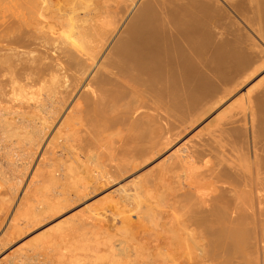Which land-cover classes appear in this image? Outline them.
<instances>
[{
	"label": "bare ground",
	"instance_id": "obj_1",
	"mask_svg": "<svg viewBox=\"0 0 264 264\" xmlns=\"http://www.w3.org/2000/svg\"><path fill=\"white\" fill-rule=\"evenodd\" d=\"M246 4L247 9L244 10L242 2L239 0H141V2L139 0H0V137L3 139L2 141L11 145L10 149L12 146L17 148L20 142H23V146L26 144V150L32 146L36 147L35 144L42 140L45 130L49 128L46 127L47 124L51 125L53 116L59 112V108L66 104L71 94L68 90L81 89V93L69 111L67 110L65 118L78 116V119L81 120V125L80 123L79 125L83 130L97 133L99 137L101 133L124 126L123 128L129 132L124 151L131 159H135L133 165L138 166L142 159L146 160L154 153V122H156L154 119L158 121L159 118L164 119L165 122L166 119H170L171 115L169 116V114L171 113L166 110L168 107L170 110L171 107L177 108L174 111L177 110L176 113H179L178 110H180L184 116L185 110L191 108L189 106H194L201 99H203L201 102H204L205 95L212 92L213 94L210 95L213 96H209L215 98L216 86L214 85L218 82L224 84L230 80L231 84L230 70L234 74L233 68L234 70L242 68L246 72L249 71L247 69L252 68L256 57L253 63L252 55L248 56L252 60L249 64V58L246 56L248 51L244 52L246 55H243L244 53L238 50L239 42L243 37L244 40L247 37L239 33L241 30L246 31L247 29L245 30V26H243L244 29H239L237 26L242 22L249 28L250 22L247 23L246 14L243 16L241 12L248 14L251 12L252 17L255 15L256 22L254 24L257 23L261 26L259 28L256 25V31L251 26V30L260 38V41L264 39L262 38L264 32L261 34V28H264V0H247ZM136 5L137 8L134 9ZM133 9L135 11H132ZM130 12L133 14L128 19ZM238 16L241 17L239 24L236 21ZM248 18L251 17L248 16ZM254 24L252 23V25ZM122 27L123 29L110 46ZM259 50L261 53L264 51ZM258 54L260 55V53H257V58ZM249 65L251 66L248 67ZM255 66L257 65L255 64ZM255 66H253L254 69ZM254 69L253 72H247L248 75H254ZM244 71L241 74L239 72L238 80L242 79L239 81H244L243 76L247 74L243 73ZM225 73L229 74L227 75L229 78L223 75ZM236 75L234 74L235 77ZM221 77H225V79L223 80ZM245 77L248 79V76ZM238 80L236 78L233 82ZM239 81L236 82V85H239ZM223 84L225 89L230 86L228 83ZM218 86L217 89L222 91V86L220 88ZM226 86L228 87L226 88ZM233 90L235 91V89ZM229 91L231 92V89ZM67 93H70L68 97ZM221 93L220 96L224 97ZM223 93L225 92L223 91ZM154 94L161 102H164L163 109L167 105L161 115H159L160 113L154 114L156 108ZM226 94L228 95L229 92L227 91ZM226 94L224 95L226 96ZM255 94L257 95V93ZM52 95L54 98L59 96L55 99L56 106L52 107L50 104L45 108L43 103L47 100L51 101ZM216 96L218 97V95ZM253 97L258 99L255 95ZM260 97L264 102V98H262L264 95H260ZM208 98L205 97V100ZM23 101H30L32 104L34 102L33 106L37 109V113H30L31 118L29 114V118L25 117L27 113L22 108ZM156 101L158 100L156 99ZM213 101L209 102H212L213 105L216 103ZM250 101L248 104L253 103L252 100ZM258 101L261 102L260 98L257 103ZM3 102L9 107H3L2 105H5ZM199 104L203 103H198L196 106ZM212 105H210L211 108ZM159 106L161 107V104ZM250 107L248 106L249 109ZM254 109L253 111L250 109L249 122H246L247 118H244V130L241 128L242 126H236L239 128L236 130L238 134L235 133L236 131L233 132L237 136L234 134L233 137L238 138L239 146L236 143V148L233 146L234 141L233 144L231 143V148L235 147L236 150H233L237 151L236 154L233 153L235 155L232 154L233 150L227 149L229 152L231 151L229 154L234 156L227 153L226 155L231 159L227 160L228 157H224L227 150L222 153L224 152L223 146L222 151L219 148L216 150L217 147H212V142V145L209 146L215 150L200 144L202 152L199 149L193 152L190 150L191 152L188 154L187 151L188 163L193 159L198 160V156H201L200 159L203 160H201L203 163H200L202 165L200 168L203 167L205 170L203 169V173L199 174L203 175L201 179L205 178L209 193L205 208L201 207L203 202L200 204L188 203V207L190 206L189 220L196 224V227L211 240L221 242L220 247L216 246L215 250L221 248V253L226 255L229 260L239 259L241 264H252L255 258L258 260L257 256H252L248 247L251 246V249L254 250L252 244L254 245L256 241L251 240V237L256 236V222L260 221V216L264 215V144H262L264 142L260 141L262 144L260 147L258 144L260 138H264V115H259L262 117L256 115L261 118L258 121L255 113L259 108L255 113ZM260 109L262 111L259 110V112L264 114V107ZM158 110L160 111V109ZM166 111L168 115L165 114ZM238 111L240 112V110ZM154 115L158 119L154 118ZM179 115L175 117L178 119ZM231 118L233 119V117ZM239 120L240 118L237 122ZM256 121L261 124L254 125ZM259 125H262V128ZM257 126L261 128H258L259 131H257ZM221 127L219 126V129ZM166 129L168 130V128ZM216 134L214 136L218 137ZM244 135L247 148L242 149ZM228 136L227 139L230 138ZM99 137H97L98 140ZM210 140L208 141L210 142ZM22 145V149L20 146L18 148L23 151ZM196 146H199L198 143ZM7 148L9 147L7 146ZM191 148L193 149L194 146ZM13 150L15 149L13 148ZM211 150L215 151L214 154L219 150L220 154L214 155ZM29 153L32 152L29 151ZM23 154L21 153V157ZM195 154L198 155L197 158ZM13 155L10 154L15 157ZM26 155L28 159L30 156ZM16 158L7 160L9 159L7 156L6 160L11 162ZM18 160L21 158L19 157L15 161ZM22 162L25 161L22 159ZM16 163H11L13 164L11 167H16ZM5 178L6 181L9 180V177ZM48 179L52 181L54 177ZM49 182L47 183L49 184ZM47 183L43 186L45 187ZM54 183L50 182L48 187ZM1 184L4 183L1 182ZM6 184L9 185L8 183L4 185ZM186 197L185 199L188 200ZM51 207L53 208V206ZM54 209L52 211L55 214ZM138 210L139 207H137ZM252 220L255 221L253 224H255L256 230H253V226H251ZM249 225L252 229L249 228ZM81 237L83 239L84 235L82 234ZM250 240L254 243H250ZM256 254L258 255V252ZM251 258H254L253 261Z\"/></svg>",
	"mask_w": 264,
	"mask_h": 264
},
{
	"label": "rangeland",
	"instance_id": "obj_2",
	"mask_svg": "<svg viewBox=\"0 0 264 264\" xmlns=\"http://www.w3.org/2000/svg\"><path fill=\"white\" fill-rule=\"evenodd\" d=\"M246 1L247 0H239V2H242L244 10L247 9ZM139 2H141V0H139ZM136 8L137 5L134 9ZM134 9L132 11H135ZM241 13L243 16L246 14L247 18L246 16L245 18L247 23L250 22L249 25H251L254 30L257 26L259 28L261 27L257 23L254 24L256 22L254 20L255 15L252 17V15H250L251 12L250 14ZM132 14L133 12H130L128 19ZM248 16L251 18H248ZM240 18V16L236 17L238 24L240 23ZM252 23L254 25H252ZM240 24L241 25L237 26L239 29L245 26V30H247H241L239 34L246 35L247 37L245 40L243 37L242 41L239 42V48H237L241 53H246L248 51V53H246L248 55L245 53L243 55H246L247 58L252 55L251 59H253V63L256 61L254 65L253 63L252 65L255 66L256 64L257 66L255 67L260 70L258 69L256 72L257 69L249 65L248 67L251 66L252 68L250 69L252 70L247 69L249 70L247 72H253L254 69L256 74L248 75V73L241 68L242 71H244L243 73H247L244 76L243 73L241 75V77H244L243 80L245 82L239 81L242 79L238 80L242 72L240 68L238 70H234L233 68L232 70L235 75L238 72L236 77L231 73V70L229 72L230 75L226 73V75L223 74L226 78L230 77L232 83L230 84V80L224 83L225 85L227 83L230 85L229 87L226 86L228 90L222 86L223 83H215L216 85L214 86H216V91H213L215 93V98L212 97L213 100L216 101V95H218V99L221 92V95L223 94L224 96H220V99L217 100L218 102L216 101V103H213V105L216 104L214 105L215 107L212 105V102H209L213 101L210 97L213 96L210 95L211 92L209 94L210 96L205 95V97H209L210 99L208 98L205 100V97H203L204 102H201L203 99L198 102L203 103L199 104L200 107L198 105L196 106L198 103L194 106H189L191 108L187 109L188 111L185 110L184 116L180 110H178L180 115L176 113L177 110L174 111V109L177 108L173 109V107H171L170 110V108H167V105H165L163 109L162 104H164V102H161L154 94V104L156 107H154V114L158 115L160 113L159 115H161V112L164 113L163 110L167 108L166 110L171 113L169 114V116H171L170 119H166V122L164 119L159 118L160 122L154 119V121H156L154 122V156L151 155L146 160H144L145 158L142 159L138 166L133 165L135 159H131L124 151L127 146L126 138L129 133L127 129L123 128L124 126H119L116 130L114 129L101 133L99 137L97 133L90 130H83L80 126L81 120L78 119V116L75 115L73 118L72 116L65 118L66 112L69 111L71 105L81 93V89H76L74 91L68 90L71 94L67 93V97L69 94L70 95L66 104L59 108V112L53 116L54 118L51 125L47 124L46 127L49 128L45 130V135H43L42 140L38 142L39 144H35L36 147L32 146L28 149L27 145L28 150H26L25 142V146L22 145L23 142H20V145L18 144L20 147L22 145L28 152L24 149L22 151V147L19 149L17 144V148L12 146L10 149L11 145H7L0 137V167H2L0 174L6 172L4 175H0V177L4 176L1 178L4 181H0V264H241V261H238L239 259L229 260L226 255L221 253V248L220 250H215L216 246L220 247L221 242L214 241L213 239L211 240L202 230L196 227V224H193L189 220L190 206L188 207V203L200 204L203 202L201 207L205 208L209 193L207 192L208 185L205 178L204 180L201 179L203 175L201 174V176L199 174L203 173L205 170L203 167L200 168L203 163V160L200 159L201 156L195 154L196 158L197 156L199 157L198 160L196 159L195 161V159H193L194 161L192 160L190 163L187 162V151L188 154H190L191 151H198V149L200 151L201 145L209 146L213 143L212 147H217L215 148L216 150L218 148L221 150L223 146L224 152L222 153H225L227 149L233 150L235 148H231L233 143V146L237 148L238 138H236V134H238V132L236 130L239 128L236 126H242L241 128L244 130V118H247L246 122H249L250 111H253L256 107L254 109L255 113L257 108L261 110L260 108L264 107V102H262L260 97V95H264V84H262L264 83V79H262L264 78V67H262L264 66V59H261L264 58L262 57L264 56V54H262L264 51L261 53L259 50H264V43H261L264 39L260 41V38L251 30V26L248 28L242 22ZM122 29L123 27L120 28L110 46L116 40ZM261 30L262 34L264 28H261ZM262 38H264V36H262ZM253 52L255 53L252 54ZM257 53H260V55L262 54V56L258 54L257 58ZM251 59L249 58V64L252 62ZM261 64L262 66L260 67ZM243 68L246 69L247 66ZM231 74L233 75V79ZM227 75H229V77H227ZM245 76H248V79ZM225 77L221 78L224 80ZM234 78L235 80L237 78L240 82L239 85L237 84L238 86L236 85L238 81L233 82L235 81ZM217 86L218 88L222 86V91H220L221 89H217ZM230 89L231 92L229 91ZM233 89H235V91ZM59 90L62 91L61 89ZM217 90L220 92L218 93ZM223 91L225 93H223ZM227 91L229 92L228 95L226 94ZM258 92L261 94L259 95ZM255 93H257V95ZM224 94H226V96ZM253 95L257 96L256 98L258 99L260 98L261 102L259 103L258 101L257 103L258 99H255ZM51 97V101L47 100L43 103L45 108L50 104L52 107L56 106L55 99L59 96L57 95L54 98L52 95ZM156 99L158 101H156ZM253 99L255 100L253 101ZM250 100L253 101V105L248 104L251 102ZM205 103L208 104L205 105ZM33 104L30 101H23L22 108L27 113L25 114L26 118L28 114L29 117H32L30 113H37V109H35ZM158 104H161V107ZM259 104L262 106L260 105V107ZM210 105H212V108ZM247 105L251 106V110ZM2 106L9 107L7 104ZM158 109H160V111ZM238 110H240V112ZM259 110L257 111L259 114L255 113V116L264 115L262 112H259ZM167 111L165 112L166 115H168ZM229 113H233L234 115L230 116ZM177 114L179 115L178 119L175 117L178 116ZM155 115L154 118L157 117H155ZM171 117L174 118L172 119ZM231 117H233V119ZM259 117L257 118L258 121L261 119ZM239 118L240 123L239 121L237 122ZM229 120H231L230 123ZM258 121H256L254 125H257V123L261 124ZM229 124L235 126L232 127ZM219 126H223L220 128L221 131L223 129L222 133ZM259 126L262 128V125ZM259 126H257V129H261ZM166 128H168V130ZM233 128L234 130H232ZM259 129L257 131H259ZM211 132L214 134L212 135ZM215 134L218 135V137H215ZM234 134L236 137H233ZM226 135H229L228 138L230 137V140L227 139ZM245 135L243 136L244 139L242 142L246 141ZM96 136L99 137V140ZM208 138L211 139L210 142ZM261 139L264 138L258 139L259 147L264 144L262 143L264 140ZM197 143L199 146H196ZM245 143L246 142L242 143L244 144L242 149L247 148L245 147L247 145ZM192 145L194 146L193 149L191 148L193 147ZM7 146L9 148H7ZM212 147L211 149H214ZM13 148L15 150H13ZM31 149L34 150L32 151ZM214 150H211L213 154L215 152ZM229 150L224 154V157H228L227 160L231 159V157L228 156L231 154ZM234 150L232 154H236L237 151ZM29 151L32 153L30 154ZM218 151L215 153L216 155L220 154ZM20 152L22 154H30V159L26 158V154L22 155V157L26 159L22 158ZM197 153L199 154V152ZM227 153L228 155H226ZM10 154H14L13 156L15 157L10 156ZM233 155L230 156L234 157ZM7 156L9 158L7 160L18 157L13 159L14 161L20 157L21 160L18 161L21 162L7 161ZM22 159L25 161L24 163ZM11 163H16V167H11V165H13ZM5 175L7 178L9 177L8 181H6ZM50 177H54L55 180H49L48 178ZM46 179H48L47 182H55L54 185L48 187L50 182L48 184ZM1 182L4 184L8 183L9 185L1 184ZM45 183H47V185L44 187L43 185ZM177 196H181L179 197L180 199ZM185 197L188 198V200L185 199ZM183 198L188 202L182 200ZM51 206H53V208ZM137 207H139L138 211ZM51 208L52 210L55 208V214ZM48 212L49 214H47ZM262 216H260V221L256 222V226L253 224L255 221H251L253 230L257 229V234H254L258 239L257 240L255 236L254 238L251 237V240L254 239V241L258 243L255 242L256 246L254 241L252 242L250 240V243H254V245L252 244L254 250L251 249V246L248 248H250V252L253 254L252 256H257L258 260L253 258L255 264H264V220H262L264 217ZM251 226L249 227L250 229H252ZM254 226L257 228L255 229ZM82 234L84 235L83 239L86 237L84 241L81 237ZM256 252H258V255ZM254 263L252 262V264Z\"/></svg>",
	"mask_w": 264,
	"mask_h": 264
}]
</instances>
